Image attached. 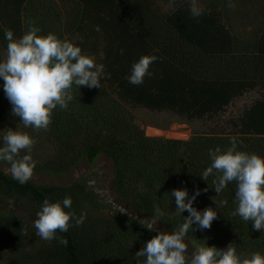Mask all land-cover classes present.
Masks as SVG:
<instances>
[{"label": "trees", "instance_id": "16d2710c", "mask_svg": "<svg viewBox=\"0 0 264 264\" xmlns=\"http://www.w3.org/2000/svg\"><path fill=\"white\" fill-rule=\"evenodd\" d=\"M14 1L22 16L16 30L7 29L5 21H1L0 44L4 52L8 44L4 26L13 32L14 39H19L28 30L29 20L41 29L37 35L51 33L65 40L59 12L53 4L47 0L30 1L25 7L26 0ZM80 2L84 11H100L119 25L114 66L123 86L133 89L140 105L149 111L170 112L187 119L215 114L258 71H253V57L238 54L214 37L208 29L210 19L206 14L202 13L198 19L178 21L154 17L143 7L141 0ZM144 55L156 56L157 60L149 66L150 75L145 76L143 83L133 85L127 77L132 64ZM254 56L264 61V37L257 43ZM100 83V88L81 86L78 89L73 86L74 98L66 110L75 130L62 140L66 148L81 141L79 150L89 163H94L100 155L109 160L121 208L140 220H146V224L157 217L156 224L176 231L189 214L185 210L177 215L175 197L168 193L173 189H186L190 198L199 189L193 207L200 212L213 208L217 218L209 229L201 230L194 223L185 236L187 240L197 247L214 246L221 250L233 244L237 255L242 257H250L252 253L264 256V230H255L251 221L245 222L238 215H231L237 206L235 182L229 183L217 195L212 184L215 176L210 175L207 181L201 178L211 164L209 150L219 147L222 152L226 151L232 138L237 141V151L264 158V101L244 115L239 132L195 135L188 141L146 138L132 123L130 112L109 95L102 77ZM0 190L33 209L31 212L35 218L30 221L12 214L1 218L7 233L18 242L19 239L32 238L33 221L46 199L45 194L62 189L54 185L40 188L29 183L21 184L0 169ZM213 200H226L227 204L218 207ZM158 213L163 215L158 216ZM139 219L133 221L137 234L143 237L158 234L141 226ZM56 236L67 239V245H61L57 239L35 241L30 250L22 249L14 264H99L97 258L81 254L68 231H57Z\"/></svg>", "mask_w": 264, "mask_h": 264}, {"label": "rangeland", "instance_id": "374dc122", "mask_svg": "<svg viewBox=\"0 0 264 264\" xmlns=\"http://www.w3.org/2000/svg\"><path fill=\"white\" fill-rule=\"evenodd\" d=\"M30 1L43 0H26L24 6ZM47 1L59 12L64 39L79 47L82 55L93 58L97 65H103L102 79L107 92L130 112L132 123L146 138L188 141L195 135L239 132L244 115L264 101V61L254 56L257 43L264 37V0H196V6L209 16L208 29L214 37L238 54L253 57V71H258L223 109L192 119L170 112L149 111L140 105L133 89L123 86L114 66L120 28L113 19L100 11H84L80 0ZM141 4L154 17L178 21L199 18L192 15L193 0H141ZM21 16L14 0H0V23L5 21L7 29L16 30ZM4 27L6 30V25ZM0 53V59H3L1 44ZM3 83L0 78V147L3 146V135L10 130L25 132L35 141L30 153H20L21 157L30 154L37 162L26 183L40 188L58 186L62 190L46 193V199L62 205L63 199L69 197L71 208L64 210L74 212L77 217L86 214L81 226L68 229L81 254L97 258L99 264H144L146 258H137L135 254L152 237L137 234L133 221L139 218L121 208L109 160L100 155L94 163L86 161L79 150L81 141H75L68 148L64 146L62 138L75 130L72 119L68 118V109L65 111L57 106L47 130L25 128L19 117L11 114L12 106L5 96ZM0 169L12 178L7 162L2 161ZM140 188L143 191L141 185ZM32 210L26 203L17 202L0 190V264L16 263L22 249L30 250L35 241L42 242L35 229L32 238L17 242L1 222L7 214L30 221L35 218ZM140 221L141 226L154 227L157 233L173 232L161 224L153 226L146 224V220ZM70 223L74 225V221ZM184 242L188 246V256H191L197 246L186 237Z\"/></svg>", "mask_w": 264, "mask_h": 264}, {"label": "clouds", "instance_id": "9594fccd", "mask_svg": "<svg viewBox=\"0 0 264 264\" xmlns=\"http://www.w3.org/2000/svg\"><path fill=\"white\" fill-rule=\"evenodd\" d=\"M201 14L202 10L193 0L192 15L198 17ZM27 27L28 30L19 39L13 38L11 30H5L8 44L3 59H0V78L4 81V93L12 106L11 114L19 117L25 128L47 130L53 110L57 106L66 110L73 100V86L78 89L81 86L100 88L104 68L103 65H97L93 58L82 55L81 49L71 42L60 40L51 33L37 35L41 29L33 21L29 20ZM156 60V56H141L132 64L127 77L129 83L142 84L145 76L150 75L149 66ZM2 141L0 161L10 165L13 179L21 184L26 183L37 162L30 154L21 157L20 153H30L35 141L25 132L12 130L3 135ZM209 159L211 164L203 171L201 178L207 181L210 175L215 176L212 184L217 195L229 183L235 182L237 206L231 215H238L245 222L251 221L255 230H264V158L237 151V141L232 138L231 146L226 151L222 152L219 147L214 151L210 149ZM168 194L175 197L176 214L181 215L186 210L189 215L178 230L159 232L136 252L137 258H146L144 264H264V256L259 253H252L250 257L237 255L233 244H229L226 250L198 246L188 256L184 237L194 223L201 230L209 229L217 218V212L213 208H205L200 212L193 207V201L200 194L199 189L190 198L186 189H173ZM213 201L218 207L227 204L226 200ZM62 205L61 202L50 203L47 199L43 201L33 221L35 234L41 241L57 239L66 246L67 239L57 237V231L67 232L70 227L83 224L86 214L77 217L74 212L64 210L71 208L69 197L63 199ZM70 221H74V225ZM157 222V217H153L152 225ZM149 229L155 230L154 227Z\"/></svg>", "mask_w": 264, "mask_h": 264}]
</instances>
